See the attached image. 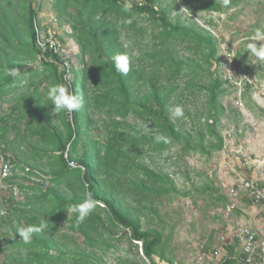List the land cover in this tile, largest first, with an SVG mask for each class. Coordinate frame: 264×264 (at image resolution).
<instances>
[{"label":"trees","instance_id":"obj_1","mask_svg":"<svg viewBox=\"0 0 264 264\" xmlns=\"http://www.w3.org/2000/svg\"><path fill=\"white\" fill-rule=\"evenodd\" d=\"M193 1L191 11L225 14L229 9L217 0ZM236 1L231 0L230 5ZM33 2L0 0V44L6 49L3 57L0 54V96L24 88L13 105L22 110L19 118L24 128L10 124L15 135L7 141V127L0 125V152L13 145L21 146L24 152L23 156L13 153L11 158L14 172L8 183L17 188L18 194L9 192L7 213L0 217V245L8 252L0 264H95L94 249L108 248L107 239L120 229L119 238L125 236L135 249L140 243L142 264L144 259L157 264L153 258L171 264L164 255V236L156 228L143 229L137 209L152 197L190 194L179 193L170 175L148 165L144 154L160 155L177 147L182 153L209 159L222 150L218 126L226 109L220 98L226 86L227 94L231 90L220 75L218 40L193 24L171 20L160 0H54L56 24L69 26V47L79 63L75 71L73 61L68 86L62 80L56 56L35 46ZM139 16H146L158 29L152 34L154 46L146 53L150 62L143 68L130 63L129 72L122 75L115 70L112 57L116 53L130 54L120 42L119 27H134ZM139 31L135 29L134 33ZM170 40L199 51L200 61L176 59L175 50L168 48ZM241 58L240 51L236 52L235 62ZM35 60L39 65H32ZM9 69H18V75H8ZM249 74L257 84L264 81V73ZM182 78L188 95L198 90L205 96L202 108L193 113L195 122L189 124L174 122L171 117L174 101L181 94L176 81ZM53 83L64 84L81 96L82 107L70 116L66 112L54 115L47 98ZM252 92L246 88L245 101ZM235 113L239 114L237 110ZM129 117L140 123H128ZM145 121L149 128L144 127ZM159 133L170 137L171 143H156L153 138ZM81 166L86 169L83 175ZM24 167L28 171L19 174ZM85 184L98 203L77 224L71 206L83 202ZM209 190L216 201L226 202L219 188L212 186ZM128 199L135 202L136 209L129 207ZM44 219L45 230L33 233L31 242L25 244L18 227L39 225ZM59 227H66L70 234L59 231ZM79 240L85 248H80ZM224 247L225 254L214 264H236L237 243Z\"/></svg>","mask_w":264,"mask_h":264},{"label":"rangeland","instance_id":"obj_2","mask_svg":"<svg viewBox=\"0 0 264 264\" xmlns=\"http://www.w3.org/2000/svg\"><path fill=\"white\" fill-rule=\"evenodd\" d=\"M217 1L223 4V0ZM13 2L17 3L20 0H12V4ZM53 2L54 0H40L38 18L41 21H47L51 14L55 16ZM160 3L168 11L171 20L177 18L183 24H193L206 32L215 33L214 35L220 38L222 46L234 57L236 52L240 51L242 58L236 59L235 62L238 69L252 75L264 73V61L255 60L247 50V44L255 39L256 29H264V0H238L229 6L225 14L191 11L195 3L193 0H160ZM22 5L26 4L22 3ZM13 7V5L7 6L9 9ZM13 10L17 14V10ZM135 19L137 24L134 27H119L118 36L124 49L130 54V63L135 68H143L150 62V57L146 53L153 48L152 34H156L158 29L146 16ZM135 29L140 31L134 33ZM167 42L168 48L175 50L176 59L183 61L188 58L196 62L200 61L201 55L196 49L191 47L189 50L187 45L179 40ZM256 44L264 45V39L256 41ZM5 52L6 49L0 44L2 57ZM221 58L222 53L218 45L216 59ZM77 60L75 58L73 65L75 71L79 69ZM32 65L39 64L35 60ZM184 79L176 81L180 85L181 94L177 96L172 109L176 105H182L185 115L182 118L173 115L171 117L174 122L189 124L195 122L193 113L202 108L205 96L204 92L198 90L188 95L182 86ZM258 89L260 91L257 93H264L263 80L259 81ZM224 90L226 93L220 98V102L225 107L226 113L220 121L218 131L223 139L227 158L230 157L229 151L233 148L245 151L252 163L251 169L246 174L264 183V94L258 97L257 102L249 99L244 101L243 106H237L232 95L227 94L229 90L227 86ZM23 91L24 88L13 94L0 96V125L7 127L4 135L7 141L15 135V129H11L10 124L20 129L24 128V122L19 118L22 110L13 108ZM236 110L239 112L238 115L235 113ZM127 122L140 123L134 117H129ZM55 123L57 124L58 121ZM22 149L21 146L17 148V145H13L4 153L9 158H14L13 153L24 155ZM144 155V161L148 165L170 175L179 193L190 194L188 197H152L147 205L143 203L137 209L141 213L140 221L143 229L153 227L164 236L166 242L164 255L171 264H193V257L198 251L211 252L210 249L216 242L218 234L232 223H254V209L246 205L242 199L232 197L230 194L233 177L223 168L226 158L222 157L220 152L213 153L209 159H205L195 153H182L174 147L160 155L154 152H147ZM30 164L28 163V166ZM212 186L219 188L218 193L225 197V203L214 199L215 194L209 190ZM0 194L6 195L5 188L0 190ZM127 204L132 209H136L134 201L128 199ZM59 228V231L70 234V230L66 227ZM121 233V229L113 231L106 241L108 248L94 249L95 264H124V261L127 264H142L140 244L138 243L135 249L125 236L119 238ZM78 243L80 248H85L80 240ZM7 254L8 252L2 251L0 245V263L6 259ZM153 259L157 264L163 263L157 258Z\"/></svg>","mask_w":264,"mask_h":264},{"label":"built area","instance_id":"obj_3","mask_svg":"<svg viewBox=\"0 0 264 264\" xmlns=\"http://www.w3.org/2000/svg\"><path fill=\"white\" fill-rule=\"evenodd\" d=\"M34 3L36 13L40 6V0H34ZM56 21L55 16L52 14L47 21H41L39 18L34 17L32 21L34 41L39 50L49 51L56 56L63 71L62 80L69 86L70 71L74 61L73 51L69 47L67 38L70 29L69 26H58ZM214 36L218 40L219 49L222 53L220 59L221 76L229 85L234 103L237 106H243L245 101L243 94L246 88L256 91L259 84L248 72L238 69L234 55L222 46L217 35ZM220 154L226 158L223 168L233 177L230 188L231 196L247 200L250 203V207L254 209V218L257 223L236 222L227 226L223 232L218 234L212 251L209 253L198 251L193 257V264H214L225 254L224 245H231L234 242L237 243L236 264H264V183L246 174L251 169L252 163L245 151L233 148L229 151L230 157L227 158L226 150L222 148ZM68 165L74 166L73 163H68ZM12 168V159L0 152V190L5 188L6 191L5 196L0 194V212L3 213L0 217L7 213L9 192L11 191L13 196L18 194L17 188L8 183L14 172ZM27 171L28 168L24 167L19 174ZM140 254L142 255L141 249ZM144 260L145 264H150L147 259Z\"/></svg>","mask_w":264,"mask_h":264},{"label":"clouds","instance_id":"obj_4","mask_svg":"<svg viewBox=\"0 0 264 264\" xmlns=\"http://www.w3.org/2000/svg\"><path fill=\"white\" fill-rule=\"evenodd\" d=\"M231 0H223V7H229ZM126 8L130 7L125 5ZM126 23H131L130 20L125 21ZM264 39V29L257 28L255 31V39L247 44V50L251 52L253 58L258 61H264V45H257L256 41ZM113 63L115 70L122 75H126L129 72L130 67V56L127 53H116L113 57ZM8 75L16 76L18 75V69H9L7 72ZM47 98L52 104L51 111L54 115H58L62 112H66L69 116L78 111L82 107V97L76 94L73 91H70L69 88L64 84L53 83L49 86L47 91ZM172 115L176 118H182L185 115L184 108L182 105H176L172 109ZM145 121L144 127L149 128ZM154 141L156 143L163 142L164 144H170V137L159 133L154 136ZM80 172L83 175L86 172L82 166ZM85 196L83 202L79 204H74L71 206V212L75 214L77 224L82 223L96 208L97 201L95 200L93 193L88 189V185L85 184ZM3 213L0 212V215ZM47 227V222L44 219L39 225H28L18 227L17 233L25 244L31 242L32 234L42 232Z\"/></svg>","mask_w":264,"mask_h":264},{"label":"crops","instance_id":"obj_5","mask_svg":"<svg viewBox=\"0 0 264 264\" xmlns=\"http://www.w3.org/2000/svg\"><path fill=\"white\" fill-rule=\"evenodd\" d=\"M33 6H34V8H35V3L33 2ZM38 9L36 10V17L38 18ZM64 26H68V25H64ZM260 90L259 89H257L256 91H254V92H252V94L250 95V98L249 99H251V100H253V102H257V99H259L258 97L261 95L262 96V94H264V93H257V92H259ZM248 99V100H249ZM256 179V178H255ZM257 180V179H256ZM260 182V181H259ZM254 217V216H253ZM257 223V220L254 218V223L253 224H256Z\"/></svg>","mask_w":264,"mask_h":264}]
</instances>
